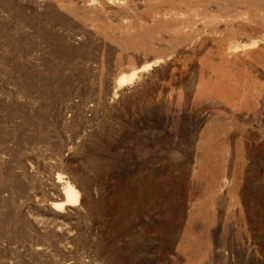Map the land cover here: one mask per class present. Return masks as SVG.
<instances>
[{
	"label": "rangeland",
	"instance_id": "374dc122",
	"mask_svg": "<svg viewBox=\"0 0 264 264\" xmlns=\"http://www.w3.org/2000/svg\"><path fill=\"white\" fill-rule=\"evenodd\" d=\"M0 264H264V0H0Z\"/></svg>",
	"mask_w": 264,
	"mask_h": 264
},
{
	"label": "bare ground",
	"instance_id": "6f19581e",
	"mask_svg": "<svg viewBox=\"0 0 264 264\" xmlns=\"http://www.w3.org/2000/svg\"><path fill=\"white\" fill-rule=\"evenodd\" d=\"M137 74H138V72H134L128 76H126V75L121 76L119 78V80L117 81V86L119 88H123V87L131 84L135 80V78L137 77ZM63 189H64L63 193H64L65 201L61 204H56L57 210L58 209L61 210L66 206H72L73 204H75L78 201L77 191L71 185L67 184Z\"/></svg>",
	"mask_w": 264,
	"mask_h": 264
}]
</instances>
